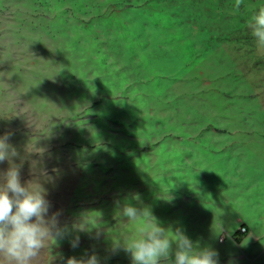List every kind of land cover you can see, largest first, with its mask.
<instances>
[{
	"label": "rangeland",
	"instance_id": "obj_1",
	"mask_svg": "<svg viewBox=\"0 0 264 264\" xmlns=\"http://www.w3.org/2000/svg\"><path fill=\"white\" fill-rule=\"evenodd\" d=\"M260 8L0 0V137L17 153L0 175L16 166L45 189L53 264H133L115 243L144 221L126 205L217 264H264V45L247 27Z\"/></svg>",
	"mask_w": 264,
	"mask_h": 264
},
{
	"label": "clouds",
	"instance_id": "obj_2",
	"mask_svg": "<svg viewBox=\"0 0 264 264\" xmlns=\"http://www.w3.org/2000/svg\"><path fill=\"white\" fill-rule=\"evenodd\" d=\"M247 27L257 43L264 45V8L249 18ZM7 139V135L0 137V161L17 155ZM45 194L38 180L22 185L16 166L0 175V264H53L56 257L51 254L49 241L61 237L62 232L57 227V214L45 219L49 208ZM121 214L129 223L144 221L136 227L134 234L118 236L115 243L131 253L133 264L168 261L173 245L175 253L171 264H217L215 251L196 250L193 242L179 229L174 233L166 232L157 225L148 209L138 211L126 205ZM33 217L35 222H31ZM168 232L171 236L167 235ZM78 244L79 237L72 242V247ZM67 264H98V260L96 256L86 261L73 258Z\"/></svg>",
	"mask_w": 264,
	"mask_h": 264
},
{
	"label": "crops",
	"instance_id": "obj_3",
	"mask_svg": "<svg viewBox=\"0 0 264 264\" xmlns=\"http://www.w3.org/2000/svg\"><path fill=\"white\" fill-rule=\"evenodd\" d=\"M213 217H214V216H213ZM214 218H215V217H214ZM215 219H216V218H215ZM215 223H218V222H215ZM215 223H214V224H215ZM236 238H237V237H228V238H226L225 244L228 243L229 246H230L231 243H232L234 240L236 241ZM220 239H222V240L224 241V238H220ZM227 239H229L228 242H227ZM243 239H244V238H243ZM243 239H242V240H243ZM219 241H220V240H219ZM219 241H218V242H219ZM223 241L220 242V244H223ZM241 242H242V241H241ZM241 242H240V243H241Z\"/></svg>",
	"mask_w": 264,
	"mask_h": 264
},
{
	"label": "built area",
	"instance_id": "obj_4",
	"mask_svg": "<svg viewBox=\"0 0 264 264\" xmlns=\"http://www.w3.org/2000/svg\"><path fill=\"white\" fill-rule=\"evenodd\" d=\"M238 233L242 236H245L248 233V229L246 227H240L238 230ZM223 240L221 239L220 242H222Z\"/></svg>",
	"mask_w": 264,
	"mask_h": 264
},
{
	"label": "trees",
	"instance_id": "obj_5",
	"mask_svg": "<svg viewBox=\"0 0 264 264\" xmlns=\"http://www.w3.org/2000/svg\"><path fill=\"white\" fill-rule=\"evenodd\" d=\"M244 237H245V236H242V235H240V234L238 233V237L236 238V242H237V243H240Z\"/></svg>",
	"mask_w": 264,
	"mask_h": 264
}]
</instances>
